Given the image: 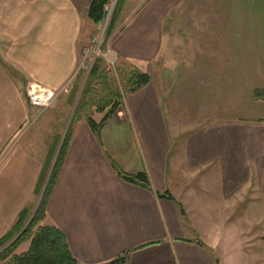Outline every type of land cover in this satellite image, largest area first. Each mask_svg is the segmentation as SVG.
Segmentation results:
<instances>
[{"label": "crops", "instance_id": "0c3cea01", "mask_svg": "<svg viewBox=\"0 0 264 264\" xmlns=\"http://www.w3.org/2000/svg\"><path fill=\"white\" fill-rule=\"evenodd\" d=\"M91 1L0 0V159L7 154L0 175L24 197L0 220V238L40 185L41 195L70 124L61 137L52 134L47 150L21 149L36 110L25 87L64 89L48 110L70 98L92 33ZM116 32L112 50L150 83L124 96L99 138L84 121L73 124L46 223L64 233L80 264L126 252V264H214L215 239L211 254L186 239L175 203L202 225L194 211L215 225L208 210L225 209L224 264H240L257 246L264 264V97L252 99L264 90V0H126ZM112 165L145 172L150 190L124 181ZM235 210L258 229L237 228Z\"/></svg>", "mask_w": 264, "mask_h": 264}, {"label": "trees", "instance_id": "16d2710c", "mask_svg": "<svg viewBox=\"0 0 264 264\" xmlns=\"http://www.w3.org/2000/svg\"><path fill=\"white\" fill-rule=\"evenodd\" d=\"M111 2L112 0H92L87 12L88 19L94 24H101L107 15L106 7L110 6ZM125 3L126 0H116L99 50H105L107 42L110 40L109 43H111L116 36L114 32ZM84 73L83 71L78 72L79 79ZM150 80L149 74L129 62L118 59L114 74L101 56L93 60L83 93L71 116V122L62 139L33 215L29 214L30 210L27 207L22 209L12 227L0 238V264H80L72 255L64 233L56 226L46 223L47 203L69 146L72 126L79 121H84L92 134L99 138L105 123L121 107L124 96L144 88ZM263 97L264 90L256 89L252 92L253 100ZM95 113L103 115L99 122L93 119ZM112 167L124 181L150 190L148 176L145 172L126 174L114 165ZM40 189L41 185L38 186L37 194L40 193ZM158 197L169 198L166 193L159 194ZM24 244L27 246L18 250ZM129 255L130 252H126L106 264H126Z\"/></svg>", "mask_w": 264, "mask_h": 264}, {"label": "rangeland", "instance_id": "374dc122", "mask_svg": "<svg viewBox=\"0 0 264 264\" xmlns=\"http://www.w3.org/2000/svg\"><path fill=\"white\" fill-rule=\"evenodd\" d=\"M110 6L108 5L106 7L107 15H108V10L109 11L111 10ZM114 6H113L112 10L114 9ZM105 19L103 20V22L101 24L92 23L93 27L91 29L92 33L90 35V38L87 42H85L83 44V47L81 48V50L84 48H88L90 51L93 50L92 41L95 38L96 39L100 38L102 28H103L104 23H105ZM108 22H109V19H108ZM108 22L106 24V27L108 25ZM115 31H116V29H115ZM115 34H117V32ZM101 39L103 41V35H102ZM111 44H112V41L110 43V47H112ZM88 62H90V61L85 60L83 62V64L88 63ZM87 75H88V73H84V75H81L82 77H80V79L78 80L73 92L70 93V96H69L70 98H67V101L63 97L60 98L61 100L55 106L56 107L55 110H48L47 109L48 111L45 110L41 114H38L39 113L38 110H37L38 112L36 110H34V115L32 117H30V119H29V126L24 130L22 136H20L21 138L19 137L18 146L21 149H23L26 152L32 151V153H33V151L36 149V147H39V149L41 148L43 151H45V150H47L46 148H48L47 144L50 143L52 140V137H51L52 134L61 137V135L64 131L63 128H64L65 124L67 123V121H69V123L71 122V116L75 110V107H76V104H77L79 98L81 97V95L83 93ZM57 99H59V98H57ZM57 99H56V101H57ZM66 102H67V104H66ZM59 114H62V115L60 116V119H57L59 117ZM102 117H103V115L98 114V113H95L93 115V119L96 122H99L102 119ZM6 155H3L4 157H2V159H0V165L2 164ZM183 180H184L183 177H177L176 178V182L179 184H182V185L183 184L184 185L191 184L193 187H195V185H196V181H194V179L188 178L185 180L184 183H183ZM200 181H201V179H200ZM200 181H199V184H200ZM194 182H195V184H194ZM40 197H41L40 194H35L32 198H30L31 200L28 201V204L26 207L30 210L29 214L32 213L31 215H33L34 211L32 212V210L38 204ZM208 197L210 198V195H208ZM23 198H24L23 196H21L19 193L15 192V189L13 188L12 183L8 179L4 181V176H3V172H2L0 175V220L4 216L7 217L8 214H12V209H13L12 206L21 204V202L23 201ZM176 198H177V196H176ZM175 206L178 208V213H179V215H181V218H182L181 219V224H182L181 227L184 230L185 238L188 240H192L193 244L200 246L201 248L206 249L209 254H211V249H210L211 246L214 245V243L212 244V240L215 239V244H217L218 248L220 249V252H219L220 259H218L215 256L214 257L211 256V257L214 261V264H216V263L220 264L219 260H221V263L224 264L225 259L223 258L224 257L223 255H224L225 248H223V246H226V243L222 240L219 241V237L221 239H223L222 237H226V233H227V229H228L226 217L229 216L230 212L226 211L225 209L217 211V212L208 210V212H212L214 214L213 218L216 220V221L214 220L215 223H217L215 225H212L210 223L212 218L210 219L209 217H205V216L200 217L201 214L200 213L196 214V212L194 211L195 215H199L198 218L201 219V222L202 221L205 222V224L202 225V224L196 223L195 219H190V215L186 219V213L182 214L181 213L182 211L178 207L179 203H175ZM198 212H200V211H198ZM258 212L261 214V216L263 215V217H264V211H258ZM240 214H241V211L235 210V215L233 218L235 219L234 222H235L237 228H239V229L243 228L245 230L248 229L249 231L251 230L253 232L258 229L257 225H254V226L244 225V222H243L244 217H243V215H240ZM199 237H200V239H199ZM235 239H237L236 236H235ZM232 241H234V240H232ZM232 241L230 242V244L234 243V245L235 244L238 245L237 240H236V243L232 242ZM26 246H27V244H24L18 250L23 249V247H26ZM260 253H261V251H260V249H258V246L251 248L250 252L248 251L247 254L244 253L245 259L241 258L240 264H262V263H259V261L261 260L259 258Z\"/></svg>", "mask_w": 264, "mask_h": 264}, {"label": "built area", "instance_id": "2783aa9c", "mask_svg": "<svg viewBox=\"0 0 264 264\" xmlns=\"http://www.w3.org/2000/svg\"><path fill=\"white\" fill-rule=\"evenodd\" d=\"M111 8V6H110ZM109 12V10H108ZM105 31V30H104ZM116 33V31L114 32ZM104 34V32H103ZM102 32L99 39H94L92 41L93 44V50L90 51L88 48H84L80 51V60L78 65V72L83 71L85 73H88L90 70V67L92 65L93 60L101 56L106 64L112 69V71L115 74V67L116 62L118 60L117 55L114 53L112 48L110 47L109 41L107 42L105 50L101 51L99 50V47L102 43ZM82 59V60H81ZM85 60H89L90 62L84 63ZM83 61V62H82ZM64 91V89H61L59 91H55L43 86H40L36 83L29 82L27 83L25 87V97L28 102V104L39 111V114L44 112L45 110L49 109L51 105L54 103V101L57 99V97Z\"/></svg>", "mask_w": 264, "mask_h": 264}, {"label": "water", "instance_id": "95a60500", "mask_svg": "<svg viewBox=\"0 0 264 264\" xmlns=\"http://www.w3.org/2000/svg\"><path fill=\"white\" fill-rule=\"evenodd\" d=\"M115 2H116V0H112L111 10H112L113 6L115 5ZM111 10L108 12V15L106 16L105 23H104V26H103V28H102V34H103V32H104V30H105V28H106V24H107L108 19H109V17H110Z\"/></svg>", "mask_w": 264, "mask_h": 264}]
</instances>
